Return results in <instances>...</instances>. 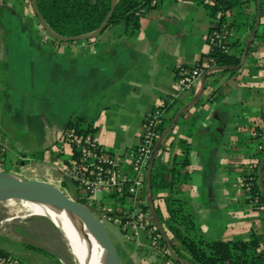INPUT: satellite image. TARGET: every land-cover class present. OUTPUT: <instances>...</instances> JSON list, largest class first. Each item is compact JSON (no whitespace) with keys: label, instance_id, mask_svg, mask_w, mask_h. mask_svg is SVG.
Masks as SVG:
<instances>
[{"label":"crops","instance_id":"crops-1","mask_svg":"<svg viewBox=\"0 0 264 264\" xmlns=\"http://www.w3.org/2000/svg\"><path fill=\"white\" fill-rule=\"evenodd\" d=\"M208 27L203 4L161 0L143 11L133 31L119 23L91 40L53 42L30 2L0 0V140L6 155L10 150L27 161L32 151H55L72 115L90 121L102 148L125 155L139 142L142 120L153 107L173 96L179 108L200 90L199 77L190 90L177 92L176 71L193 67L200 58L206 63ZM231 33L246 40L250 32L240 25ZM213 89L218 95L210 100ZM200 97L173 129L172 138L193 120L191 177L174 188L187 199L203 235L246 239L263 215L240 185L253 152L264 149V136H255L254 130L264 124V15L243 64L232 75L207 74ZM174 157L181 159L172 146L161 158L169 164ZM38 161L45 166L41 175L53 164ZM122 168L128 172L125 161ZM129 238L120 261L167 264L150 248L143 229Z\"/></svg>","mask_w":264,"mask_h":264},{"label":"trees","instance_id":"trees-1","mask_svg":"<svg viewBox=\"0 0 264 264\" xmlns=\"http://www.w3.org/2000/svg\"><path fill=\"white\" fill-rule=\"evenodd\" d=\"M26 1L29 2V0ZM34 1L47 26L59 36L84 35L94 31L109 13L112 2V0ZM160 1L161 0H156L155 3L152 4L151 0H114L112 13L101 32L107 27L119 23H121L126 30H135L140 25V18L143 11L157 5ZM196 1L203 4L209 20L206 39L210 45V50L206 54V58H208L206 63L203 64L200 58L196 61L193 67L199 66L204 68L206 65L228 66V69H218L215 70V72L228 75L234 74L238 69L234 68V66L241 61L243 56L245 39L238 38L231 33V31L235 30L240 25L246 26L248 32L252 30L256 17L255 0ZM261 15H264V0H260V16ZM215 33H218L220 36L222 35L220 42L224 45L226 50L220 46V43L213 44L209 40V36ZM97 35L86 39H94ZM48 37L53 42L58 41L49 35ZM252 40L248 45L246 54H248L251 49ZM205 87H207L206 83ZM217 95L218 93L216 92V89H213L207 98L212 100L215 99ZM200 99L193 105L199 103ZM176 102V97H166L162 100L161 105L153 107V109L143 118L142 130L155 109H160L162 111L160 121L156 126L154 143L175 115L178 109V104ZM171 109L170 116L166 117L165 113ZM185 113L186 111H183L180 114L174 126L165 134L150 171V186L153 195L154 209L161 226L168 237L173 252L177 256L184 258L193 264H264V198L260 191L257 174V168L260 157L263 153V147L255 149L253 152V159L243 170L244 173L242 174L240 185L245 199L252 201V207L263 210L259 227L257 226L258 224H253L250 228L249 236L246 239L208 238L203 235L195 218L189 211L187 199L184 196L179 195L174 188L176 184L187 182L191 177L189 151L191 149L190 135L193 120H188L186 128L182 134L172 138L174 127L181 121V118L184 117ZM65 129H71L76 134H89L94 137L95 127L91 125L89 120L80 115H72L69 117L65 124ZM254 130L256 132L255 136H264V124L262 127L256 126ZM141 141L142 131L139 135V142L136 146L132 147L130 151L136 150ZM263 144L264 143H260V145ZM172 146L176 147L181 159L177 161L174 157L173 161L168 164L161 157ZM58 154L59 153L56 151H50V147H48L32 151L25 156L35 160H55V163L59 156ZM6 158L7 155L4 149L0 157V164L6 162ZM25 160L26 159H23V162H25ZM18 162H20V158H18ZM0 170L11 173L9 167L6 166ZM261 179L264 189V163L261 172ZM128 195L129 194L126 191L122 193L111 192L103 196L100 200L102 204L110 205L113 213L121 214L119 208L122 210L125 209ZM141 196L145 199L144 191ZM78 201L84 204L85 197L79 198ZM141 207L143 209H148L145 200L141 203ZM127 213H129V211H127ZM42 219L49 224H52L47 218L42 217ZM154 233L157 235V247L160 250L165 251V256L170 259L172 263L181 264L174 261L169 256L165 242L156 227ZM25 246L39 250L47 256L54 258L51 253L40 246L33 244H25ZM0 264L32 263L25 261L9 250L0 247Z\"/></svg>","mask_w":264,"mask_h":264},{"label":"built area","instance_id":"built-area-1","mask_svg":"<svg viewBox=\"0 0 264 264\" xmlns=\"http://www.w3.org/2000/svg\"><path fill=\"white\" fill-rule=\"evenodd\" d=\"M155 1L151 0V3L153 4ZM221 36L215 33L209 36V40L213 44L220 43V46L225 49L220 42ZM212 71L214 69L211 65H206L204 68L195 66L190 69L180 66L177 70L176 91L190 90L203 72ZM161 114L160 109L153 111L143 127L142 141L138 148L128 151L123 156L106 151L89 134H76L71 129H64L55 149L59 156L56 162L44 171L41 180L56 186L57 183H62L65 180L70 182L77 197H85L84 205H91L92 210L87 207L92 212L94 211V214L95 211L102 213L100 217L95 214L97 218L116 224L126 237L131 236L139 228L143 229L150 248L166 257L165 251L157 247L155 225L149 210L141 207V203L146 201L144 177L155 144L156 126L160 121ZM4 149V141L0 140V157ZM122 161L127 163L128 172L122 168ZM51 180H55L56 183L54 182V184ZM124 191L129 195L125 209L119 208L121 214L113 213L110 205L101 203L100 199L103 196L111 192L122 193ZM143 191L145 199L141 196ZM98 193L99 197L96 196ZM170 262L172 261L166 257L165 263Z\"/></svg>","mask_w":264,"mask_h":264},{"label":"water","instance_id":"water-1","mask_svg":"<svg viewBox=\"0 0 264 264\" xmlns=\"http://www.w3.org/2000/svg\"><path fill=\"white\" fill-rule=\"evenodd\" d=\"M31 8L34 12V14L37 16V19L44 29V31L52 38H55L58 41H74L78 39H86L92 36L97 35L101 32L103 27L105 26L107 20L109 19L113 7H114V0L111 2V8L109 10V13L105 17V19L100 23V25L92 32L84 34V35H74V36H59L55 34L51 29L47 26L45 23L43 17L39 13V10L37 8V5L34 0H29ZM256 2V17H255V23L250 31L249 35L247 36L245 43H244V49H243V56L241 61L234 66V68H239L246 57V52L248 49V45L250 41L252 40L253 36L255 35L259 20H260V0H255ZM228 66H216L213 65L214 70L218 69H228ZM206 72H203L200 75V90L195 93L188 101L183 103L178 110L176 111L175 115L172 117L170 122L166 125L164 130L161 132V134L157 137L156 142L154 144L153 150L151 152L147 169L145 172V192H146V202L148 205V210L150 213V217L153 220V223L158 230L160 236L165 242V245L167 247V251L169 256L176 262L181 264H193L192 262L181 258L177 256L170 245V242L168 240V237L166 233L164 232L161 223L157 217V214L154 209L153 204V195L151 191L150 186V171L152 168L153 161L157 155L158 148L161 144L162 139L164 138L165 134L174 126L176 121L178 120L180 114L188 108L191 104L196 102L199 97L201 96L203 89H204V81L206 77ZM264 163V149L263 153L261 155V158L259 160L258 168H257V174H258V183L260 187L261 194L264 198V189L262 185V179H261V172L263 168ZM0 190L4 191L5 194L8 196L6 197H15V198H21L26 200H32V201H38L47 203L50 205L60 206L70 214H72L74 217H76L78 220L83 222L91 231L95 233V238L98 242V244L101 247L102 255H103V263L104 264H121L120 260L118 258L115 246L113 244V241L111 240L104 223L101 219L97 218L95 214L83 203L79 202L77 199H73L72 197L68 196L61 188H59L56 185H53L49 182H46L41 179L37 178H22L20 176H17L16 174L10 173V172H4L0 170ZM48 218V217H47ZM50 221L56 226V228L61 233L59 227L56 225V223L51 219ZM62 234V233H61ZM163 260H166V257H163Z\"/></svg>","mask_w":264,"mask_h":264},{"label":"rangeland","instance_id":"rangeland-1","mask_svg":"<svg viewBox=\"0 0 264 264\" xmlns=\"http://www.w3.org/2000/svg\"><path fill=\"white\" fill-rule=\"evenodd\" d=\"M27 13L28 11L25 14ZM61 43H68V41H61ZM1 139L4 140V137H1ZM21 161H23V158H20V162H18V157L15 158L13 152L9 150L7 151L6 162L1 163L2 165L0 164V169L6 166L9 167L11 173L22 178L42 179L41 172L45 167L43 163L35 159H28L24 164H21ZM46 161L48 165L54 163L55 160ZM52 182L56 183L55 180ZM57 184L68 196L73 199H79L74 193L70 182L65 180ZM96 196L99 197L100 194L98 193ZM87 206L92 209L91 205L87 204ZM27 214L28 211L23 201L15 197L0 200V247L9 250L32 264H78L65 238L50 219L42 215ZM95 214L99 217L102 216L100 211H95ZM42 217L47 218L52 224L46 222ZM103 223L113 241L118 258H120L119 251L129 244V237L131 236H124L118 226L110 221L103 219ZM135 233L136 231L133 234ZM25 244L40 246L51 253L54 258L39 250L26 247ZM120 263L125 264L122 260Z\"/></svg>","mask_w":264,"mask_h":264},{"label":"bare ground","instance_id":"bare-ground-1","mask_svg":"<svg viewBox=\"0 0 264 264\" xmlns=\"http://www.w3.org/2000/svg\"><path fill=\"white\" fill-rule=\"evenodd\" d=\"M6 196L8 195L0 190V200L10 199L11 197ZM17 199L25 203L28 214L46 216L56 223L78 264H104L102 250L95 238V233L83 222L60 206L21 198Z\"/></svg>","mask_w":264,"mask_h":264}]
</instances>
